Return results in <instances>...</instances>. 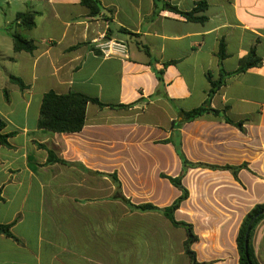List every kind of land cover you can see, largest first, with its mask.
<instances>
[{
	"label": "crops",
	"instance_id": "1",
	"mask_svg": "<svg viewBox=\"0 0 264 264\" xmlns=\"http://www.w3.org/2000/svg\"><path fill=\"white\" fill-rule=\"evenodd\" d=\"M13 1L0 13V224L15 238L0 235V264H192L185 228L135 208L182 196L163 175H183L175 219L192 225L197 261L239 264L241 225L264 203V0H98L97 16L82 0ZM199 3L202 22L172 9ZM28 11L37 49L15 52L9 26ZM99 39L126 42L128 58L104 57ZM253 49L262 64L236 73ZM50 91L104 106L87 105L81 132L53 133L38 126ZM207 102L219 117L184 121ZM179 135L185 172L167 142ZM251 244L264 264V218Z\"/></svg>",
	"mask_w": 264,
	"mask_h": 264
},
{
	"label": "trees",
	"instance_id": "2",
	"mask_svg": "<svg viewBox=\"0 0 264 264\" xmlns=\"http://www.w3.org/2000/svg\"><path fill=\"white\" fill-rule=\"evenodd\" d=\"M82 4L87 8H89L90 13L93 16H97L98 14H100L102 10V4L98 0H82ZM204 7H206L205 3H199L198 7L193 12L190 13H182L176 8H172V9L177 13L182 14L189 21L202 22L204 18L197 17V14L202 12L204 10ZM36 16L37 13L31 11L19 13L16 16L15 21L9 26V31L12 32V37L14 40L15 52L25 51L28 53H33L37 49V46L34 43V41L26 38L23 34L25 31L31 30L35 27ZM226 56L227 55L225 52V46L224 44H221L219 58L222 61L226 58ZM261 64H262V59L257 56L255 49H253L249 54V56L242 61L241 66L236 73L245 72L249 68ZM11 81L16 85H18L23 90L27 88V86L20 78H16L12 76ZM222 83L223 82L221 81L218 83H212V89L210 94H214L216 90L222 85ZM89 103H96L102 107L104 106V104L100 103L99 100L90 98L81 93L71 92L65 95H60L54 91H50L47 94H45L43 97L38 126L40 129L47 130L53 133H79L85 127L86 110H87V105ZM120 107H125V106H120ZM207 113H211L216 117H219L221 115L220 111L211 108L209 102H207V104H205L204 106L198 109L192 110L190 112H183L184 121L195 120ZM227 122L233 124V122L230 119H227ZM236 126L242 128V123H237ZM4 127H5L4 123L0 121V146L9 147L10 135H5L2 133ZM167 142L173 143V145L175 146L177 154L184 163L185 166L184 172L188 167L196 166L195 164L190 163L184 156L182 151V143H181L180 135L177 138L175 136H172L170 140H168ZM49 162H60L65 164L63 160H54L52 158L49 160ZM226 169L232 170L234 175L237 176L239 168L226 167ZM163 177L167 178L175 187L179 188L183 193L182 196L178 198L173 203V205H171L168 208L159 209L151 204L135 206V208L142 212H153V211L161 212L171 221V223L174 226L185 228L188 235L187 241L185 242V251L187 255L190 257L192 264H200L197 261V257L195 253L191 249L192 245L196 241H198V237L195 235L192 225L187 224L185 222H178L175 219L176 211L180 208L182 202L188 197V191L182 184L183 175L178 178H172L165 175H163ZM115 182H117L119 187L121 188V184L116 178H115ZM120 198L125 202L127 201L122 194H120ZM263 218H264V203L256 205L247 214L246 218L244 219L237 238L239 257H240L239 264H259L251 244V239L256 226ZM252 220L254 221L249 233L248 249H246V245H245L246 234ZM0 235H5L10 238H15V236L12 233L11 225L0 224Z\"/></svg>",
	"mask_w": 264,
	"mask_h": 264
},
{
	"label": "built area",
	"instance_id": "3",
	"mask_svg": "<svg viewBox=\"0 0 264 264\" xmlns=\"http://www.w3.org/2000/svg\"><path fill=\"white\" fill-rule=\"evenodd\" d=\"M97 48L101 51L102 55L106 58L118 57L122 59L128 58V45L126 42L118 39H109L103 41L99 39L96 41Z\"/></svg>",
	"mask_w": 264,
	"mask_h": 264
},
{
	"label": "rangeland",
	"instance_id": "4",
	"mask_svg": "<svg viewBox=\"0 0 264 264\" xmlns=\"http://www.w3.org/2000/svg\"><path fill=\"white\" fill-rule=\"evenodd\" d=\"M9 2H10V4H11L12 7L17 6L16 3H15V1H13V0H9V1L8 0H0V13L1 14H2V9L7 10V12H8V6H9L8 3Z\"/></svg>",
	"mask_w": 264,
	"mask_h": 264
},
{
	"label": "water",
	"instance_id": "5",
	"mask_svg": "<svg viewBox=\"0 0 264 264\" xmlns=\"http://www.w3.org/2000/svg\"><path fill=\"white\" fill-rule=\"evenodd\" d=\"M253 221H254V220L251 221V223H250V225H249V227H248V230H247V234H246V243H245V245H246V249H248L249 233H250V230H251V226H252V224H253Z\"/></svg>",
	"mask_w": 264,
	"mask_h": 264
}]
</instances>
